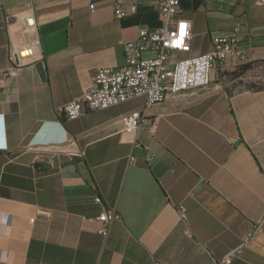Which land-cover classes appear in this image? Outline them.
Instances as JSON below:
<instances>
[{"label": "crops", "instance_id": "obj_1", "mask_svg": "<svg viewBox=\"0 0 264 264\" xmlns=\"http://www.w3.org/2000/svg\"><path fill=\"white\" fill-rule=\"evenodd\" d=\"M179 15L192 36L176 58L237 27L246 60L146 108L154 129L125 130L119 116L143 98L73 120L57 108L161 24L154 0H0V264H217L237 249L230 264H264V4L181 0ZM35 35L31 62L3 75L10 46ZM250 74L259 82L245 84ZM105 210L119 218L102 236Z\"/></svg>", "mask_w": 264, "mask_h": 264}, {"label": "built area", "instance_id": "obj_2", "mask_svg": "<svg viewBox=\"0 0 264 264\" xmlns=\"http://www.w3.org/2000/svg\"><path fill=\"white\" fill-rule=\"evenodd\" d=\"M254 1L264 4V0ZM180 3L181 0H154L161 24L153 29L140 28L136 38L123 42L124 64L118 68H94L91 85L76 98L59 106L58 114L73 120L87 110H100L134 98H143L142 110L133 109L122 113L119 121L125 130L145 127L154 129L156 122L147 116L146 108L163 102L169 96L207 87L211 83L213 70L228 59L232 60L233 66L246 60L238 43L237 27L230 32L215 35L209 51L176 58L175 53L189 50L192 36L190 22L179 15ZM89 9H93V4L89 5ZM134 9L135 6L130 7L131 11ZM114 13L121 17L126 14V10L121 4H115ZM24 24L26 29L35 33L34 15H27ZM38 45L39 38L36 35L23 44L11 45L8 51L9 63L2 74L16 78L21 69L31 62ZM146 52L152 55L144 56ZM5 148L6 143H1L0 149ZM151 159L150 154L145 156L146 161ZM130 160H134V157ZM118 218L114 210L101 212L94 218L100 224L97 232L107 236L112 222ZM33 219L30 218V221ZM237 251L228 252L217 264H230Z\"/></svg>", "mask_w": 264, "mask_h": 264}, {"label": "rangeland", "instance_id": "obj_3", "mask_svg": "<svg viewBox=\"0 0 264 264\" xmlns=\"http://www.w3.org/2000/svg\"><path fill=\"white\" fill-rule=\"evenodd\" d=\"M260 79L256 78L255 74H250L246 77L245 79V84H250V83H255V82H259Z\"/></svg>", "mask_w": 264, "mask_h": 264}, {"label": "trees", "instance_id": "obj_4", "mask_svg": "<svg viewBox=\"0 0 264 264\" xmlns=\"http://www.w3.org/2000/svg\"><path fill=\"white\" fill-rule=\"evenodd\" d=\"M250 67V64L248 63V64H242V65H239V68H238V70H237V72H236V74H241V73H243V71H245L246 69H248ZM233 73H235V72H233ZM249 86H251L252 84H248Z\"/></svg>", "mask_w": 264, "mask_h": 264}]
</instances>
